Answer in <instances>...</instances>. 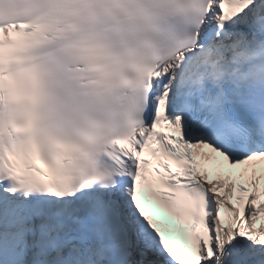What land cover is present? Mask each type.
I'll use <instances>...</instances> for the list:
<instances>
[{
    "label": "snow or ice",
    "instance_id": "snow-or-ice-1",
    "mask_svg": "<svg viewBox=\"0 0 264 264\" xmlns=\"http://www.w3.org/2000/svg\"><path fill=\"white\" fill-rule=\"evenodd\" d=\"M0 264H264V0H0Z\"/></svg>",
    "mask_w": 264,
    "mask_h": 264
}]
</instances>
